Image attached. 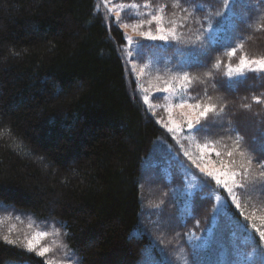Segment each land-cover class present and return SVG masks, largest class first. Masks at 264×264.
Listing matches in <instances>:
<instances>
[{"label":"trees","instance_id":"16d2710c","mask_svg":"<svg viewBox=\"0 0 264 264\" xmlns=\"http://www.w3.org/2000/svg\"><path fill=\"white\" fill-rule=\"evenodd\" d=\"M116 1L154 8L166 4L167 21L183 15L171 7L173 0ZM200 2L205 10L177 29L184 50L202 48L207 53L201 63L187 67L191 103L215 105L201 119L208 131L193 134L219 151L217 158L227 165L234 159L231 167L241 171L239 165L246 160L239 150L234 157L227 155L239 134L241 149L253 160L249 181L264 180V169L256 163L264 158V73L248 71L231 79L225 74L241 56L264 57V0H239L234 15L223 0ZM183 6L192 11L191 5ZM218 12L227 18L220 26L221 37L210 44L204 28L209 21L213 27L221 24ZM124 45L122 30L107 21L101 0H0V204L60 225L63 243L79 264H144L145 250L158 259V250L163 256L171 251L172 227L159 235L153 227L146 231L140 226L143 161L157 140L170 139L126 70ZM232 47L237 52L229 56ZM151 173L161 181L158 166ZM198 177L207 187L195 191L184 212L176 204L166 206L167 198L156 197L160 216L180 222L183 234L204 238L209 245L202 253L205 264L232 260L236 248L252 256L250 264H261L264 196L234 189L241 204L236 208L212 179ZM211 192L220 194L231 229L223 211L215 213L213 223ZM178 214L182 217L177 222ZM13 261L44 264L19 242L0 239V264Z\"/></svg>","mask_w":264,"mask_h":264},{"label":"rangeland","instance_id":"374dc122","mask_svg":"<svg viewBox=\"0 0 264 264\" xmlns=\"http://www.w3.org/2000/svg\"><path fill=\"white\" fill-rule=\"evenodd\" d=\"M101 2L107 21L116 23L124 34L125 45L121 50V55L124 59L126 70L135 81L136 90L143 104L154 116L155 120L168 132L170 139V142L157 140L151 152L143 161L145 163L142 165L139 179L142 184L140 226L146 231L148 228L153 227L159 235L168 226L172 227V238L170 239L171 251L163 256L158 250L160 255L158 259L156 254L152 255L145 250L143 254L146 257L143 263L185 264V260H187L188 264H191L193 250L189 241H193L194 237L199 236H195L191 232L183 234L181 225H179L180 222L176 223L174 219H171L172 217L169 218L166 215L164 217L160 216L161 203L156 197L159 196V199L167 198L168 203L166 206L171 207L176 204L180 212H184L190 208L191 197L186 195L184 186L200 185L198 175H207L202 173L196 165L192 164V161L184 155L185 152H188L191 157L196 159L197 164H200L201 167L207 165L210 170L223 169L224 165L227 164L220 158H217L215 155L216 151L211 152L210 159L208 158V152L201 153L200 147L204 145H208L209 150L213 148L208 143L198 142L193 132L187 128V118L192 117L194 119L196 115V110L188 107V104H195L191 103V97L187 92L189 84L183 80V74L187 72V67L184 66V62L187 58L188 51L184 50L179 41H161L142 37L140 32L149 30V25L147 24H144L142 28L133 30V24H138L142 19L147 20L149 17L145 14L150 11L154 12L159 6L156 8L153 6L145 8V3H126L116 0H101ZM132 4L138 5V7L133 8ZM118 12L120 13L119 18H117ZM125 23L128 24V27L123 26ZM221 25L222 23L218 27H213L212 30L207 25L204 28V36L208 39L220 38ZM155 27V24L151 26L153 33H155ZM129 38L131 39L129 40ZM166 45L174 46L166 47ZM238 65L239 63L234 67H228L226 69L225 74L228 79L237 77L234 70ZM230 70L233 71L231 77L228 75ZM245 72H248V70L245 69ZM165 89L168 90L165 91ZM183 101H187V103L183 107H177ZM173 121L177 125H180L182 129L175 134L168 131L169 127H173ZM253 133L257 134V129L254 128ZM202 155L205 157L204 159H200ZM173 157H178L179 162L173 159ZM181 163L184 166L183 168L180 167ZM155 166H158V171L161 173V175L159 174L161 181H158L160 180L159 178H156L157 180L155 181V175L151 173V168ZM209 178L212 179L211 177ZM173 179L176 182L172 181ZM212 180L215 182L214 179ZM159 184L162 185L163 189L158 187ZM219 187L223 188L222 186ZM173 189H176V191L174 192ZM224 190L231 200L232 197L228 194L227 189ZM210 195L214 199L213 209L224 210L225 204L222 198L219 202L216 200L217 196L221 197L220 194L211 192ZM180 215H175L177 222L178 219L181 220L182 215ZM172 220L175 223H172ZM0 232L9 235L10 239L16 240L19 238L18 242L21 245V241L25 236L31 238L36 232H48L49 235L47 238L41 241V247L48 246L52 251L46 257H42L43 261L45 262L46 259H49L58 262L66 257H71L70 264H76L75 257L63 243L61 226L53 221L39 222L29 215L20 214L12 207L6 206V204H0ZM205 235L207 236L208 233L206 232ZM204 241V238H200L197 242L204 243ZM202 253L201 259L204 260L205 254ZM5 264H8V262ZM9 264L21 263L13 261Z\"/></svg>","mask_w":264,"mask_h":264},{"label":"snow or ice","instance_id":"6c2138e0","mask_svg":"<svg viewBox=\"0 0 264 264\" xmlns=\"http://www.w3.org/2000/svg\"><path fill=\"white\" fill-rule=\"evenodd\" d=\"M224 7L227 10L229 14L234 15V8L236 4L239 2V0H223ZM184 4H188L192 6V11H189L188 7L183 6ZM133 8H137L138 5L132 4ZM145 8H150L149 3L144 4ZM168 7L166 4L160 5L158 8L155 9L154 12H148L145 15H147L149 18L147 20H140L138 24H133V30H137L139 28H142L144 24L149 25L148 31H141L140 35L142 37H147L152 40H161V41H175L178 42L180 40V35L177 33L178 28H183L186 24V22L189 19H192L194 16V13L197 11H204L205 5L200 2V0H173V3L171 7L173 9H177L180 13L183 15L179 16L178 20H165V10ZM111 11V9H109ZM210 12V9H209ZM173 16H176V13H172ZM120 13H117V18H119ZM218 17H222L220 20V23H223V19H226L227 16L225 13L218 12ZM198 22V21H197ZM171 25V27H166L165 24ZM155 24V33L151 30V26ZM124 27H128V24H124ZM209 29H213L212 22L209 21ZM131 38H129L130 40ZM200 37L197 36V40H199ZM210 44L216 43L214 38L209 39ZM174 45H166V47H171ZM239 47L242 48V44L239 45ZM237 52V47H232L231 51L228 53L229 56H234ZM206 51L202 48H192L188 50L187 58L184 62V66L186 67H192L195 64L201 63V57L206 55ZM218 66V65H217ZM245 69L252 72L257 73H264V57L260 58H253L249 59L247 56H241L239 60V65L235 68V73L238 77H243L245 74ZM228 75L231 77L233 75V71H229ZM183 80L187 82V84H191V79L187 72L183 74ZM232 81H229V87H231ZM171 87V85H169ZM168 89H165L167 91ZM186 90V88H185ZM174 91V89H173ZM257 103L260 102L259 98H254ZM187 103V101L181 102V104L177 105V107H183L184 104ZM189 108H192L196 110L195 118L192 117L187 118V128L188 130L192 132H206L208 131V126L201 125V119H207L209 113L215 111V105L206 104L204 106H201V104L196 103L195 105L188 104ZM222 111V109H221ZM173 127H169L168 131L175 134L177 132H180L182 129L180 125H177L175 121L172 122ZM242 137L237 134L236 140L234 141V149L232 151H228L227 155L228 157H234V153L236 150H239V155L246 160L245 163H241L239 165V168L241 171L234 170L231 166L235 164V160H230L228 165H224L223 169H208L207 165H204V167H201L200 164H197L196 159L191 157L188 152H185L184 155L187 156L191 161L192 164L196 165L197 168L200 169L202 173H205L208 177H211L215 180L216 184L219 186H222L224 189H227V192L229 195H231L233 202L235 203L236 208H240L241 204L239 199L237 198V193L234 191V189H238L241 193H248L251 195L252 193H257L258 195L264 196V180H257L253 179L249 181L248 177L251 174V166L253 164L252 157L247 155L245 151L241 149L242 144ZM200 147V146H198ZM201 153L208 152L209 153V159L211 156V152L215 151V149H208V145H204L200 147ZM262 153H264V147L260 149ZM215 155L217 157L221 156V153L219 151L215 152ZM205 157L202 155L200 159H204ZM173 159L177 160L179 162L178 157H173ZM223 164V162H221ZM257 164L260 165L262 169H264V158L259 159L256 161ZM180 167L183 168V164H180ZM262 176H264V172L261 173ZM223 177V178H222ZM237 177L240 179L237 180ZM185 193L189 197H193L195 190L199 189L200 191L203 190V188H206L207 185H185ZM175 192L176 189H173ZM216 200L219 202L221 200V197L217 196ZM227 207V206H226ZM192 210L194 211V200L192 205ZM218 211H223V214L228 218V225L231 229L234 227L232 224V218L228 215L226 210L221 209H214V217H213V223H215V213ZM199 222L197 221V225ZM241 228H243V225H240ZM244 231H247L246 228H243ZM208 235H211V230H206ZM49 235L48 232H36L34 233L31 238L25 236L24 239L21 241L22 246L29 252H35L37 256L40 257H46L48 253L52 251V249L48 246L41 247V241ZM259 238L261 241H264V232H259ZM0 239H3L6 243L17 245L18 239H10L9 235H3L0 237ZM199 237H194L193 241H189L191 247H192V256L193 260L191 264H205V261L201 259V253L208 250L209 245L207 243H198ZM72 260L71 257H66L65 259H62L58 262L46 259L44 264H70V261ZM252 260V256L247 253H242L238 248L235 249L234 258L232 260L227 259H221L219 261V264H250V261ZM76 264H79V261H76ZM185 264H188V261L185 260ZM261 264H264V258L261 259Z\"/></svg>","mask_w":264,"mask_h":264}]
</instances>
